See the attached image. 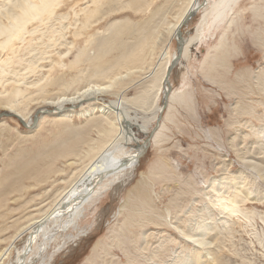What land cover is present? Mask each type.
<instances>
[{
    "label": "rangeland",
    "instance_id": "1",
    "mask_svg": "<svg viewBox=\"0 0 264 264\" xmlns=\"http://www.w3.org/2000/svg\"><path fill=\"white\" fill-rule=\"evenodd\" d=\"M85 1L80 0L79 4L74 5V1L71 0L60 7L59 14L65 15L62 19L64 26L74 22V11L84 6ZM183 1L148 0V5L137 13L123 9L118 14L104 16L87 29L83 39L97 31L105 30L109 21L128 19L135 28L125 32L122 38L116 41L119 42V48H115L120 53L127 51L131 44L137 42L141 36L137 31L138 26L144 24L146 30L149 29L148 35L149 32L152 34L147 35L149 50L144 57L145 64L134 69L125 81L127 84L117 93L119 95L113 92L101 93L96 96V100L91 99L87 103L83 101L80 106L77 104L73 107L75 116L71 117V122L74 128L84 127L86 122L83 120L85 117H79V113H91L93 118L101 117L96 107L92 109L91 106H87L88 102L105 104L119 96L132 99L142 92L148 82L146 76L162 65L166 60L165 53L170 54L178 49V42L176 43L173 38H169L170 40L167 38L165 26L167 22L174 20V14ZM112 6L113 4L105 5L104 11ZM198 16L199 14L195 13L183 26L184 35L187 36L194 31L193 26ZM230 16L232 17L229 23L225 20L207 31L205 29L204 32L200 31V36L197 35L192 41L195 44L187 58L184 60L176 58L177 64L172 69L170 79L165 82L170 81L171 85L177 86L179 82L185 80L183 88L185 95L182 97V103L172 110L170 120L165 121L160 141L156 145H149L133 167L124 169L117 175L112 174L103 184L94 187L96 191L88 198L87 204H84L80 219L75 224V229L83 233L79 234L75 229L65 230L64 233L69 232L66 233L67 238L71 239L68 242L66 238L64 241L61 240L57 250L54 248L57 246L55 238L62 234L59 231L55 232L58 226L54 227L56 225L48 221L46 225L49 224L47 227L54 235L45 240L43 237L38 238L37 244H45L44 248L38 247L37 253L32 252L27 264H36L40 258L47 261V264H148L143 256L148 255L150 247L157 248V243L163 239H169L171 242L165 244L167 250L160 256L164 260L159 264H165V261L167 264H173L174 254L179 253L180 256L181 252L186 259L191 260L190 264H193L192 245L182 240L170 225L162 222L163 214L166 215L165 212L168 211L167 219L172 222L173 219L176 221L180 219L179 228L184 232H190L196 226L194 224L198 217L196 211L209 205L208 195L211 193H207L210 188L207 187L209 180L216 179L224 185L225 183L229 185L231 183L225 179L226 176L232 178L237 175V178L243 174L249 181L247 182L252 183L249 184L252 195L248 196L250 199L245 198L243 201L239 199L238 205L242 212H234L229 219L224 213L209 206L199 223L210 224L217 221V218V226L221 229L224 227L211 248L215 260H221L222 264H264V173L256 172V169L247 166L237 156L240 152L244 155L242 160L258 162L264 168V0H236ZM56 27L57 23L54 24V28ZM67 27L64 31L67 38L64 37L63 43L72 39L69 25ZM100 36L101 33H98L94 37ZM93 44L86 47L87 56L80 62L82 63L79 64L80 68L75 65L76 68L71 66L60 73L53 72L52 76L59 77L57 79L59 85L46 87L48 97L55 98L60 93L59 89L65 88L66 85L68 86L65 91L70 96L76 88L87 84L88 72L92 70L93 64L86 61L95 51ZM63 45L60 50L66 47ZM111 47L114 46L110 45ZM74 48L72 52L75 51ZM214 49L217 51L215 55ZM116 54V51L108 53L102 65L107 66L108 58ZM214 56H217L215 60ZM73 59V55L70 54L65 57V62L69 64ZM80 69L84 70L79 71ZM207 75L215 81L214 85L206 80ZM33 78L34 76L27 79L29 81ZM149 102L150 100H147L142 106L136 103L134 105L131 101L122 104L133 123L129 133L126 130L121 134L123 137L120 136L123 139V143L119 144L121 150L124 148L122 151L132 150L137 143H141L146 136L142 127H145V131H150L155 128L156 120L161 118L162 112L157 115L155 113L156 107L162 103L160 96L157 95L154 106L148 109ZM39 109H43L45 113L52 111L51 106L42 102L30 104L28 111L31 112L32 118L38 119L41 114ZM3 112V108H0V114ZM46 116L44 115L45 119L50 118ZM43 121L44 123H40L35 129H29L13 115L0 116V200L10 193L5 197L3 212L0 209L1 215L7 214L6 217L0 216V251L6 246L8 248L0 264H11V260H15L27 230L16 237L14 234L19 226L25 225V218L28 215L40 214V211L52 204L55 195L67 188L70 181L73 184L79 179L77 174L85 161L79 160L80 156L74 158L65 153L76 148L75 151H83L86 147L83 139L88 135L90 139L98 136L95 123L90 126L87 124L85 137L80 136V139L78 137L67 143L65 141L69 138V131L61 124ZM105 153L107 152L104 151L101 156ZM37 181L38 186L37 184L34 186ZM222 184L219 183L217 187ZM17 186L22 187L20 192H16ZM94 194L97 195L93 196ZM138 196L143 200L148 199L153 213L159 215L158 219H155L160 225L151 222L148 227L138 228L134 226L137 224L136 214L134 219L131 218L135 222H128L129 224L125 222V216L135 211L128 206L127 200L132 198L130 204L135 205ZM7 208L11 209V212H6ZM213 225L214 223L210 226ZM143 230L147 232L143 233L146 234L147 243L145 242V253L139 251V255L134 250L140 242ZM12 236L14 239L10 244ZM119 238L126 240L121 241L120 246L125 247L128 254H123L117 247ZM26 253L27 250L24 254ZM130 259L133 260L127 263ZM215 263L218 264L216 261Z\"/></svg>",
    "mask_w": 264,
    "mask_h": 264
},
{
    "label": "bare ground",
    "instance_id": "2",
    "mask_svg": "<svg viewBox=\"0 0 264 264\" xmlns=\"http://www.w3.org/2000/svg\"><path fill=\"white\" fill-rule=\"evenodd\" d=\"M68 1L71 0H0V108H3L4 112L7 113L2 116L13 115L19 120V122L28 126L29 129H35L40 123H44L43 120H45V123L61 124L65 130L69 131V138L65 141L67 143L78 137L80 139V136L85 137L88 130L87 124L90 126L92 123H95L94 126L97 131L96 136L98 135L95 139H90L88 137L90 135L87 136L89 139L87 137L83 139L86 144L83 151H75L76 148L75 150L73 149L74 151L71 149L72 152H69V149L65 153L72 155L74 158L80 156L78 159L85 161L80 172L77 174L79 179L76 178L77 181L73 182V184H71L70 181L67 188L55 195L52 204L49 206L47 204L48 207L40 211V214L36 216L28 215L25 218V225H23V227L19 226L14 235L16 237L23 233L24 230H27L26 236L23 239L22 247L19 248L20 250L18 249V252L16 253L15 260H11V264H27L28 261H30L29 257L33 254L32 252L37 253L38 247L44 248L45 244L43 245L40 243L43 247L38 245L39 243L37 244L39 241L38 238L41 239L43 237V240H45L54 235V232L47 227L49 224L46 225L48 221L49 223L56 225L54 227L58 226V228L55 229V232L59 231V233L62 234L60 237L55 238L58 242H56L57 244L55 243V245H57L54 246V248H56L55 250L59 248V242L61 240L64 241V238H66L65 240L68 242L71 238H67V232L64 233V231H67V229L74 230L76 228L75 224L80 219L81 213L84 210L82 209L84 204L88 202V198L94 193V191H96V188L94 187L103 184L104 181H106V178H110L112 174L117 175L124 169L133 167L139 156L144 153V149L146 148L144 146L146 144L144 140L146 138H150L149 145L151 146L156 145L160 141L162 130L165 127V121L170 120L172 110L174 111L175 108L182 103V97L185 95L183 88L185 87L184 83H186V81L182 80L177 86H173L170 84V81H168L169 83L165 82V80H167V78H165L166 75L170 72V69H173L175 64H177V57L180 58V60L187 58L193 44H195L192 41L197 35L200 36V31H207L211 29L212 26L221 24L225 20L227 23L230 22L232 17L230 16V11L236 2V0H184L182 5L177 8L178 10L173 17L174 20L167 22L165 26L166 35L168 36L167 38L175 39L176 43L178 42V49H175V51L170 54L165 53L166 60L162 65L157 69L150 71L146 76L148 77V82L141 90L142 92L134 97L132 96V99L119 96L116 100L105 104H97L96 101L93 103L92 101L88 102L87 106H91L92 109L96 107V109L99 110L101 117L93 118L91 113L86 112L87 114H84L78 112L79 117H85L83 120L85 119L86 122L84 127L74 128L71 122V117L75 116V112L73 113V107L77 104L80 106V103H83V101L87 103V101L91 99L96 100V96L101 93L113 92L114 94L119 95L117 93L127 84L125 81L130 74L134 72V69L145 64L144 57L149 50L147 44L149 29L146 30L144 24L137 27V31L141 34V36L138 37L137 42L131 44L128 47V50L125 47L127 51L122 53L116 49L119 48V42L116 41H119L125 32L135 28L128 19L109 21L105 30L101 32L97 31L87 39H83L87 29L104 16L107 17L113 14H118L123 9L137 13L148 5V0H125L124 2H119V0H86L84 6L74 11V22L68 23L71 30L69 31L70 37L72 39L63 43L62 40L64 37L67 38L66 32L64 33V31L68 28V25L64 26L62 19L65 18V15L59 14L58 11L60 10V7ZM73 1L74 5H77L80 2V0ZM111 4H113V6L108 8L107 11H104L105 5L110 6ZM192 10H195V13H197V15L199 14V16L193 26L194 31L186 36L182 32V28L188 23L189 18H191L189 14ZM55 22L58 24V27L56 28H54V24H56ZM183 22L186 23L183 24ZM98 33H101V36L98 38L94 37ZM151 34L152 33L149 32L148 36ZM93 40L94 42H92ZM63 44L66 45V47H64ZM92 44L94 47L93 50L95 51L86 61L89 64H93V67L92 65H89L92 67V70L88 72L89 80L87 81V84L79 89L76 88L75 92L71 93L70 96L67 95L65 91V88L68 86L66 85L65 88L59 89L60 93L55 98L48 97V88L46 89V87L58 84L57 79H59V77L52 76L53 72L56 71L57 73H60V71L65 69L68 70V68L71 66L75 67V65L80 68V65H82L80 62L84 61L87 56L86 47L89 45L91 46ZM201 44L202 43H200V45ZM62 45L64 49L60 50ZM110 45L114 47L110 48ZM37 48H43V50L39 51ZM73 48L75 51L72 52ZM216 48L218 49L219 47L217 46ZM209 50L210 48L208 51ZM111 51H116L117 54L110 59L108 58L106 61L108 62V65L103 66L102 63H104V57ZM216 53L217 51L214 49V55ZM70 54L73 55L74 59L68 64V62H65V57H68ZM216 58L217 56H214L213 60ZM83 70L84 69H80L79 71ZM171 73L172 70L168 79H170ZM30 75H33L34 78L28 81L27 78L33 77ZM206 78V80L214 85L215 81L212 78H209L208 75ZM60 84L62 86L64 85L63 83ZM70 84L71 82L69 85ZM157 95L160 96L162 103L156 107L155 113L157 115L159 112H162L161 120L157 119V124L155 123L156 126L154 125L155 128L150 131H145V127H142L143 133L146 135L145 139L142 140L141 143H137L132 150H125V152L122 151L124 148L121 150V147L119 146V144L123 143V139L121 138L123 135L121 136V134L123 131L126 132V130H128L129 133L131 125L133 124L127 112L124 111L122 104L124 105L128 101H131L134 105L136 103V105L142 106L147 103V100H150L149 109L154 106ZM38 102L51 106L52 111H50V113H45L43 109H39L41 114H38V119L36 117L32 118L31 112L28 111V107L30 104ZM44 115H47L50 118L45 119ZM108 148L111 149L107 150ZM104 151L107 153L101 156ZM54 153H52V156H54ZM237 156L241 161H244L247 166L256 169V172L259 171L260 173H264V168H262L263 166L261 167L260 163L252 160H242L241 158H243L244 155H241L240 152L237 153ZM158 169L159 168H157V170ZM153 170L155 171V169ZM79 175L81 176L79 177ZM243 175L237 178V175L232 176V178L226 176L225 179L231 183L229 185L227 183L224 185L219 180L216 181V179L209 180V183L207 184V187H210L207 190V193L211 192L208 195L209 205H206V207L203 206L204 208L196 211L198 215L195 219L197 222L194 223L196 226L194 227V230H191L190 232H184L179 228L180 219L178 221L173 219L172 222V220L167 219V215H169L168 211L165 212L166 215L163 214L162 217L164 220L162 222L166 225H170L177 231L178 236H180L182 240L187 241L192 245V250L194 251L192 260L193 264H217L215 261L218 262V264L220 263V259V261H217L215 260V257L212 256L214 253L211 252V248L214 240L218 239L217 236L224 227L221 229V227L217 226V218V221H213L210 224H202L199 223V221H201L200 219L206 214L209 206L214 207L220 213H224V216L229 219L236 212H242L238 205L240 201L239 199H241V201L245 200V198L250 199L248 196L252 195L250 191V185L252 183H248L249 181L247 178L245 179ZM38 183L39 181L33 185L36 186L35 184H37L38 186ZM219 183L222 185L217 187ZM27 187H29V185ZM21 189L22 187L20 188L17 186L15 190L16 192H20ZM10 192H12V190H10ZM8 194L10 193L8 192L7 195ZM7 195L3 196L1 198L2 200H0L1 212H3V207H5V197ZM96 195L97 194H94L93 196ZM127 201H129L128 206L135 211H133L134 214L128 213L125 216V222H135V220L132 221L131 218L134 219L137 215V224L134 226L138 228L142 229L144 226L148 227L151 222L154 224L156 223L157 225L159 224L155 219L157 216L159 217V215L157 214L156 216L153 213L154 211L150 207L152 205L147 202L148 199L143 200L138 196L135 205L130 204L133 201L132 198H129ZM210 201L211 203H209ZM90 204L91 203H89V205ZM5 211L11 212V209L7 208ZM4 215L5 213H2V215L0 214L1 217ZM6 216L7 214L4 217ZM212 223H214V225L210 226ZM81 233H83V231H79V234ZM143 233L147 232L143 230L142 235L140 236V242L136 246V250H134L135 253L138 252V254L139 251L142 252L146 249L145 245L147 243V238L146 234L143 235ZM13 239L14 237L10 239V244L11 241L13 242ZM119 239L120 241L117 243V247H119L123 254H128L126 248H121L123 246H120L121 241L123 242L126 240ZM168 240L169 239L161 240L157 243V248L150 247L147 253L148 255L146 257L143 256V259L147 261L148 264H159L163 261V257L161 258L160 256L167 250L164 246L171 242ZM26 242L29 243L26 244ZM36 244L37 247H35ZM95 247H97V244ZM25 250H27L26 254H24ZM7 251V246L0 251V262L5 258ZM180 254V256L179 253L174 254L173 264H190L191 260L186 259L182 252ZM131 260L133 259L128 260L127 263L131 262ZM46 262L40 258L36 264H47ZM165 264H167L166 261ZM220 264H222V261Z\"/></svg>",
    "mask_w": 264,
    "mask_h": 264
},
{
    "label": "water",
    "instance_id": "3",
    "mask_svg": "<svg viewBox=\"0 0 264 264\" xmlns=\"http://www.w3.org/2000/svg\"><path fill=\"white\" fill-rule=\"evenodd\" d=\"M195 14V10H192L191 12H190V14H189V16H193ZM186 22H183V24H185ZM178 34H180V33H178ZM181 35V34H180ZM171 70H172V68L170 69V72H171ZM170 72H168V74L166 75V78L168 79L169 78V75H170ZM5 114H7V113H5V112H3V113H1L0 114V116H2V115H5ZM150 138L148 137V138H146L144 141H145V147L147 148L148 146H149V143H150ZM146 148L144 149V150H146Z\"/></svg>",
    "mask_w": 264,
    "mask_h": 264
}]
</instances>
